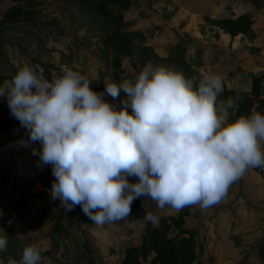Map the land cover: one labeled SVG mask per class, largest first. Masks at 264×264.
Instances as JSON below:
<instances>
[{"label":"clouds","instance_id":"1","mask_svg":"<svg viewBox=\"0 0 264 264\" xmlns=\"http://www.w3.org/2000/svg\"><path fill=\"white\" fill-rule=\"evenodd\" d=\"M91 85L67 65L49 79L39 64L25 63L0 84V98L27 132L21 146L39 142L32 154L38 166H51V199L69 211L80 206L98 226L127 219L141 198L144 209L151 200L160 210L205 212L249 169H264V114L230 121L240 97L217 104L224 91L218 73L197 82L148 63L102 92ZM144 219L155 224L158 217L145 211ZM8 238L0 229V253ZM42 252L26 245L20 260L9 256L7 264H53Z\"/></svg>","mask_w":264,"mask_h":264},{"label":"rangeland","instance_id":"2","mask_svg":"<svg viewBox=\"0 0 264 264\" xmlns=\"http://www.w3.org/2000/svg\"><path fill=\"white\" fill-rule=\"evenodd\" d=\"M257 1L136 0L135 5L127 8L113 5L109 9L124 13L127 18L119 29L139 35L132 41L116 37L105 45L104 39L109 35L107 25L97 15L83 12L74 0H0V84L10 80L25 63L45 66L49 77L67 65L86 75L92 81L94 91L102 92L106 83H119L114 74L119 62L121 80L133 78L146 64L152 63L181 71L197 82L205 73H218L225 83L242 69L231 62L229 54L211 55L207 47L212 46L214 40L217 44L224 43L219 35L221 30L229 31L234 27L241 30L248 26L247 21L242 25L235 23V16L251 11ZM12 6L25 12L19 20L3 17ZM176 47L181 50L172 55L171 51ZM199 51L203 64L196 66L193 63L197 61ZM230 93L224 97H245L241 92ZM124 95L121 92L120 98L123 99ZM105 99L118 103L111 97ZM21 128L19 121L11 115L6 100L0 98V133ZM1 158L3 160V156ZM23 160L22 170L14 171V175L23 173L26 168L28 183H20L18 176L8 192L7 182L3 175L0 176V229L9 237L7 250L0 253V260L7 264V258L11 256L19 261L26 245L38 244L43 249L42 255L50 258L53 264H57L56 261L60 264H95L91 260L97 261L96 264H116L102 256L116 257L124 251L123 243L115 251L110 247L115 236L128 228V225L121 226L124 220L98 226L80 206L67 210L59 199L53 201L43 195L42 178L34 168L32 158L23 155ZM6 163L0 170L7 166ZM250 174L253 178L247 184V191L233 185L226 200L224 198L217 204L218 208L223 207L221 205L231 201L229 197L237 195L239 190L235 202L230 205L234 206L231 212L219 218L216 226L214 214L205 219L209 224L201 225L205 227L204 246L197 255L205 259V264L208 259L213 264H228L237 255L240 259L235 264H264V196H261L264 194V178ZM239 185L242 187L245 183ZM142 199L135 200L137 208L142 207ZM145 205L141 222L128 229L124 236L139 237L136 231L139 233L145 226V211L153 212L159 220L171 210H160L151 200L145 201ZM193 221L190 220L188 225ZM210 225L214 228L207 231ZM170 233L173 235L176 231L172 229ZM205 240L213 245L209 248Z\"/></svg>","mask_w":264,"mask_h":264},{"label":"crops","instance_id":"3","mask_svg":"<svg viewBox=\"0 0 264 264\" xmlns=\"http://www.w3.org/2000/svg\"><path fill=\"white\" fill-rule=\"evenodd\" d=\"M210 8L212 9V6H210ZM245 14H248V16L250 17V20H251V26H250L249 31L247 33H240L239 32V33L235 34L234 36H231L228 30L227 31L221 30L219 32V35H220V39L224 40V43H218L217 44L216 40H214L213 45L212 46L210 45L209 47H207L208 48L207 52L210 53L211 55L214 53L225 54V55L229 54L230 55L229 58L232 59L231 62L239 65L240 69H242V72L241 73L238 72L239 74L237 73L238 75H235L236 76L235 78L233 77L232 80L230 78V80H228L227 82L224 83L225 84L224 85V91L218 97L217 104L220 105L221 102L227 100L224 97L227 92H229V93L232 92L230 94H233V92H241L242 94L245 95V97H242L243 99H240L238 101L239 105L242 101L246 100L247 98H253V99H255V102H254V105L250 111V114L252 111H257V112H260L261 114H264V0H259V1L255 2L254 7L251 11H247L245 13H240V14L236 15L235 18L238 16H241V15H245ZM228 19H231V18H228ZM200 50H202V49H200ZM199 54H200V51L197 52V58H198L197 61H194V63H193L196 66H199V65H197L198 61L200 60ZM219 54H218V56H219ZM201 60H202V58H201ZM232 68L237 69V66H234V67L232 66ZM236 112L229 116L230 121H232V122L234 121V119L236 118ZM1 157H0V159H1L0 160V167H1V165H4L7 162L6 163L7 166H5L2 170H0V176L3 175V179L6 180L7 185H8L7 191L9 189V186L13 182V180H15V179L17 180L18 176H20V179H18V180H20V183H28L27 180L29 179V177L26 175V172H27L26 168L24 169L23 173H20L18 175H14V171H21L23 168V166H22L24 164L23 156L21 157L22 163L18 167H15V165L13 164V158L12 157L7 156V155H5V156L3 155V160ZM32 160H33L34 168L37 170V172L39 173V176L42 178L41 179L42 180V186L44 184L45 177H47L48 182L50 183V185H52L53 181L55 180V177L52 175L51 166L49 165V168H48V165L38 166L39 156H35V158L34 159L32 158ZM250 173L257 174L255 172L248 170L244 176H242L237 182H235L231 186L235 185V187L237 186L238 188H240V190L244 189L245 191H247L246 190L247 184L251 180V178H253V176ZM257 177L263 178L260 175H258ZM240 183L241 184L245 183V185H243L241 187L239 185ZM235 187H233L231 189H234ZM41 190H42V188H41ZM238 191H237V195L239 194ZM42 192H43V190H42ZM43 195H47V194H45L43 192ZM237 195H235V196L237 197ZM235 196L229 197L231 199V201L221 205V206H223L221 208H218V206L216 204L215 206L209 208L207 211L202 212L199 209V207H186L179 212H176L174 210H170V211H168L166 216L176 215L180 212L187 211V214L184 217V222H183L184 224L182 226L183 227L182 229H195V231H196V235H195L196 243L198 246L203 248L204 243H203L202 239H203V231H205L204 230L205 227H202L201 225H203V223H205V219L210 214H214V217L216 218V221L214 222V226H216V223H219V218H223L224 216L227 215V213L231 212V209H233L234 206L230 207V205L232 202H235V199H236ZM261 196H264V194H262ZM226 198H227V196L225 197V200H226ZM150 204H151V202L148 205H150ZM237 204L239 205V207L242 206V205H240V203H237ZM143 212H144V209H143ZM143 212H142V214H143ZM142 214L140 215V217L136 221H134L132 223L128 222V218L124 220V222L122 223L121 226H127L128 225V228H125L124 231L121 230V233H119V235H116L115 236L116 238H114L113 242H111L110 247H111V249L113 248V251H115V249H117L118 246L121 245V243L124 244L125 249L139 243L141 234H142L145 226L140 229L139 233H137V231H136V234L139 235V237L137 236V238H135V237L129 238L127 236H124V233L128 232V229L133 228L135 226V224H138V222H141ZM190 220H194V221L192 222V225L189 226L188 222ZM205 224H209V223H205ZM145 225H146V223H145ZM214 226H211V225L208 226L207 231H209V228H211V229L214 228ZM209 235H211V232L209 233ZM207 240H205V243H209L208 247L210 248L213 245V243L210 241H207ZM253 250H254V248L248 250L247 253L252 252ZM103 253H105V252H103ZM123 253H124V251H122V254H120V252H119L118 255H116V257H111L108 255H103L102 257L106 261H113L116 264H120V260H121ZM238 259H240V256L237 255V258L229 261L228 264H230V263L235 264ZM200 260H201L202 264H205V259L203 257H201ZM92 262L96 264L97 261L91 260V263ZM56 263L60 264L58 261H56ZM207 264H213V261L209 262V259H208ZM239 264H243V263H239Z\"/></svg>","mask_w":264,"mask_h":264},{"label":"trees","instance_id":"4","mask_svg":"<svg viewBox=\"0 0 264 264\" xmlns=\"http://www.w3.org/2000/svg\"><path fill=\"white\" fill-rule=\"evenodd\" d=\"M74 2L79 5L83 12L97 15L107 25L109 35L104 39L105 45H109L110 40L116 37L127 41L138 38L139 33H129L119 29L120 25L127 20L124 13H116L109 9L113 5L127 8L135 5L136 0H74ZM23 14L25 12L20 7L12 6L3 13V17L5 19L19 20ZM245 21H247L248 26H243L241 30H238V27H234L229 30L230 35L234 36L237 31L238 33H247L250 29L249 16L241 15L235 19V23L241 25ZM180 50L181 47L174 48L171 51L173 52L172 55H175ZM201 64L202 61L199 60L197 65ZM120 68L119 62L114 71L118 82L121 81L119 76ZM254 102L255 99L253 98H247L242 101L236 112L235 119L242 115H250ZM136 204L134 201L131 206V214L128 217L129 223L136 221L143 212V208H137ZM186 214L187 211L160 217L156 224L146 222L139 243L124 250L120 264H202L197 255L201 247L196 243L195 229L181 228ZM172 229L176 231L173 235L170 233Z\"/></svg>","mask_w":264,"mask_h":264},{"label":"built area","instance_id":"5","mask_svg":"<svg viewBox=\"0 0 264 264\" xmlns=\"http://www.w3.org/2000/svg\"><path fill=\"white\" fill-rule=\"evenodd\" d=\"M41 66V65H40ZM44 69V75L46 78H51L48 75V69L45 67L41 66ZM27 140V134L13 137V138H6V139H0V157L3 155H7L13 158V164L15 167H18L21 165L22 160L21 157L23 155L29 156L31 158H35L36 155L32 154V148H36L37 150L40 149V144L39 142L36 143H29V146L27 148L21 146L19 143L20 140ZM250 171H253L260 175L261 177L264 178V169H249ZM42 190L45 194L50 196V190H51V185L48 182L47 177H45L44 184L42 186Z\"/></svg>","mask_w":264,"mask_h":264},{"label":"water","instance_id":"6","mask_svg":"<svg viewBox=\"0 0 264 264\" xmlns=\"http://www.w3.org/2000/svg\"><path fill=\"white\" fill-rule=\"evenodd\" d=\"M25 134H27L26 130L24 128H21L19 130H14L11 132L0 133V139L13 138V137H17V136H21Z\"/></svg>","mask_w":264,"mask_h":264}]
</instances>
